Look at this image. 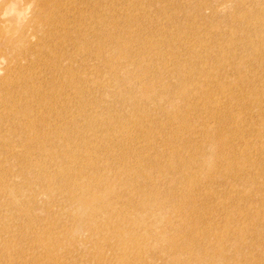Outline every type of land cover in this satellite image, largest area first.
<instances>
[{
	"label": "rangeland",
	"instance_id": "obj_1",
	"mask_svg": "<svg viewBox=\"0 0 264 264\" xmlns=\"http://www.w3.org/2000/svg\"><path fill=\"white\" fill-rule=\"evenodd\" d=\"M36 1L0 0V20L6 24L7 34L13 38L16 37L17 40L20 37L30 49V52H21L16 60L13 59V55L0 58V75L12 69L15 71L14 76H17L11 98L18 105L17 108H13L12 100L0 102V148L5 157L0 156V165L3 163L11 164L10 168L7 166L1 167L0 185L10 179L9 182L14 183L16 186L27 181L28 188H35V192L38 189L35 179L24 181V178L18 172L15 158H12L13 156L9 154L10 149L16 145V143L11 142V139H8L10 138L9 132L11 129L16 128V131L19 130L22 135H25V140L21 141L22 145L17 148L18 152L23 154V160L29 158L32 161L50 164L38 148L42 144L45 150L51 149L46 145L49 138H54V144L56 142L62 143L63 140L61 139H65V141L69 139L68 141L74 144L81 143L82 136L80 133L87 129L90 123V120H84L83 118L90 115L102 116L105 109L101 103L109 105L108 108L113 113L121 115L122 111L125 112L126 109L123 106L116 105L113 102L114 97L112 96L117 93V90L118 92H125L129 86L142 85L139 81L142 65L135 60L136 54L144 56L151 68L148 77L145 78L147 80L146 84L143 80L145 85H151L155 82L150 78L155 76L161 67L170 70L171 74H168L170 79L167 75L166 79L169 82L175 81L174 84L172 82L170 84L176 85L178 80L172 74V69L174 66L179 65L180 68H185L186 80L190 77L200 86L199 82H201L203 76L197 72L193 75L189 74L190 71L185 65L188 66L189 63L191 66L200 67L205 64L210 67L213 64H221V67L214 69V78L208 79L205 83H212L211 88L219 84L221 90L227 91L230 89L235 93L243 92L242 88L248 90L252 86L257 87L258 91L264 90V83L261 82L264 79V58L262 55L254 54L252 46V43H256L258 39L260 42L264 35V0H243V12H231L236 7L237 0H174L176 5L173 0H155L160 5V12H157L153 6L147 8L144 6L145 2H152L153 0H57L60 11L66 12L67 15L66 22L61 24L65 35L59 37L48 34L46 39L38 38L42 34V29L40 26L35 28L32 21V12L36 10V6H34ZM94 2H96V6H94ZM179 5L183 6L188 12L177 11L176 8ZM81 8L85 12L86 10L90 12L96 8L97 12L92 13L100 15L103 26L106 22L105 29L110 28L111 35L106 37V41L109 43L103 49L107 59L110 58V66L117 67L116 78L120 85L116 90H112V76L106 73L99 74L95 83L88 85L92 68L99 62L91 52L82 51V53H78L77 50L75 41L77 32L80 36L85 35L86 32L85 29H79L78 26L72 28L77 17L84 13L80 12ZM188 17L192 20L190 21ZM235 17H238L237 20H234ZM87 19L90 22L92 21L90 16H87ZM223 19L226 20L223 21ZM226 21H228L227 24ZM12 23L13 25H11ZM189 23L194 24L193 26L197 30L192 31L188 27H184ZM236 27L239 29L237 30ZM69 30L77 32L71 36ZM236 30L243 35L242 41H232L231 36L236 33ZM89 33L91 34L89 36L94 39L93 32L89 31ZM174 33L177 35L190 33L191 36L184 43L172 44V47L167 43L168 38ZM185 34L182 36H185ZM245 35H247V38ZM203 39L206 40V46L199 47L200 41ZM17 40L15 43L19 42ZM43 42L48 43L50 48L41 47ZM90 45L92 49L97 47L96 41H93ZM213 45H219L224 53L230 51L227 60L220 59L211 53ZM118 48L127 51L130 58L123 54L118 55ZM193 48L198 49L202 60L190 55ZM106 49L110 51H106ZM259 51L264 52V43ZM13 52L10 49L8 53ZM63 53L70 55L67 59H62L61 55ZM124 58L133 61L131 70H126L127 61ZM44 59L49 60L45 62L44 66L38 64L35 72L30 74V70L26 68L27 63L31 61L39 62ZM53 64H58L61 67L58 69L52 68ZM238 64H240V68ZM66 68L69 70L68 75L63 77L60 86L55 88L51 85L50 79L53 76L57 78L62 75V69ZM238 70L244 77H248L242 81L240 87L235 85V80L240 76L237 75ZM170 75H173L174 78ZM72 76L78 77L80 82L70 84L69 80ZM23 77L24 79H22ZM201 83L204 84V82ZM251 84L253 85L251 86ZM23 85L36 89L22 93L17 89L23 90L21 88ZM77 85H80L81 89L79 96L74 94ZM246 85L251 87L246 88ZM244 92L248 93L250 91ZM1 93L3 98L6 92L3 90ZM255 95V93L245 94V102L254 103V106L245 104V109L239 105L237 106L233 101L225 100V96H222L215 98L227 101V108H222L223 110L220 113L211 111L208 108H198L193 109L192 112L190 111L187 122L193 127L194 133L190 130L186 132L185 137H190V140L186 143L194 149L207 148V152L211 155L214 153L213 149H216L215 146L219 145L218 142L222 139L216 134L219 139L214 137L216 141L209 143L204 137L209 135V132L214 135L217 127L221 124L225 139L221 143L224 159H230L219 164L218 170L213 172V176H202L198 181L200 184L192 186L191 190L190 187L185 190L186 186L183 185L182 180L177 179V169L171 172L175 167L182 165L181 162L172 165L169 163L173 153L172 146L176 144L169 143L162 146L161 140L157 139V142L155 141L156 145L150 146L151 148H146L143 145L146 152L143 151L148 155L146 157H142L139 153H134L135 155L128 157L129 154L123 149L122 153L125 155L124 158L127 157V161L121 166L127 165L128 168L133 170H143V167L149 166L147 162L155 155L167 169V180H165L167 184L164 181L165 185L170 184L174 187L172 192L175 196H172L167 202L166 215L162 213V216L158 217L156 212L154 215L155 220L149 214L145 220L143 228L146 229V223L151 221V232L150 235L142 233L148 249L139 257L138 264H170L171 257L169 255L172 251L163 242V240L167 241L170 235L177 239L179 247L183 246V249L189 247L192 250L190 255L185 251L180 254L181 258L189 260V264H264V153H261L258 149L255 138V131L260 128L264 141V128H262V124H264V96L261 100H257ZM203 97L213 98L206 94L201 96L200 99ZM192 100L194 103V97ZM32 102H38V105L31 106ZM161 102V100H158L150 104L151 109L156 110L153 111L154 114L155 112L159 114L158 108ZM26 103L32 109L29 113L27 112ZM129 105L131 106V104H128V108ZM170 106L168 102L164 104L165 109ZM226 109L229 110L228 115L230 113V116L238 115V122L241 125L230 121L229 118L221 120ZM260 109L263 111L259 112ZM150 116L153 117V114H150ZM204 127L207 130L209 129L206 134ZM67 129L70 132L63 134ZM92 132L93 135L87 134L85 140L100 138L97 128ZM158 134L160 133L156 131V135ZM142 142L137 146H141ZM180 144H184V142L182 141ZM116 146L119 147V145ZM60 147L65 148L64 145ZM181 148L187 149L188 146H181ZM65 150L67 151V149ZM110 158H107V160L109 161ZM116 158L120 159L119 156H116L114 160H117ZM130 158L134 161L128 160ZM236 163L240 165V172H235L233 169L223 172L222 165L225 164L229 168H234ZM149 172L150 170L147 171V173ZM124 177L132 180L126 175ZM209 178L212 181H208ZM207 186L211 188L210 194L204 193L202 195V193L197 192V190L205 189ZM162 190L161 192L164 193V190ZM192 193L196 196L193 197ZM33 198L35 200L30 212L22 215L20 201L15 200L9 203L7 196H0L1 211L7 213L6 210L9 208L8 212L13 216L11 226L4 232L0 231V241L5 239L10 245V243L18 240L16 244L10 245L8 255L0 256V264H7L9 260L11 264H53L46 251L42 252L32 246L33 243L38 245V240L36 243L33 238L36 239L37 235L44 237L50 232L62 236L65 231L64 225L67 224L66 227H68L69 223L64 221L59 224L62 225L61 227L59 225L54 228L48 227L50 220H47L45 213L55 216L61 212V209L55 207V205H50L49 210L46 211L47 207L41 206L44 200L41 193H33ZM66 208L67 204L62 210ZM7 215H4L3 222L6 221ZM15 218L18 219L16 223L14 222ZM24 223H27V226H24ZM187 228L192 231L189 245H186L185 241L180 238L183 232L187 234L185 231ZM141 229L140 226L138 232H141ZM178 230H180V233L176 234L175 232ZM15 235L20 236L15 237ZM87 235L85 231H80L71 234L68 240L63 237L61 247L51 250L55 253V264H102L104 260L106 263L118 264V258H116L118 254L116 250L111 251L110 248L102 255L104 260L101 261L100 257L89 259L88 244L83 242L84 237ZM220 243L223 244L222 251L216 252L213 246ZM137 250H139V247ZM136 251L133 249L129 252L131 257H138Z\"/></svg>",
	"mask_w": 264,
	"mask_h": 264
},
{
	"label": "bare ground",
	"instance_id": "obj_2",
	"mask_svg": "<svg viewBox=\"0 0 264 264\" xmlns=\"http://www.w3.org/2000/svg\"><path fill=\"white\" fill-rule=\"evenodd\" d=\"M173 3L176 5L174 0ZM242 4L243 0H237L236 7L231 10V12H243ZM34 6H36V10H34L35 12H32L34 27L37 28L40 26L42 29V34L38 38L46 39L48 34L59 37L65 35V31L61 28V24L66 22L67 15L66 12L60 11L57 0H37ZM94 6H96V2H94ZM144 6L146 8L153 6L157 12L161 11L160 5L157 4L155 0L152 2H145ZM162 7L164 6L162 5ZM95 9L90 12L86 10V12H88L86 13L83 8H81L80 12L84 13L79 15L73 23L72 28L78 26L79 29L86 30L84 33L85 35L83 36H80L76 31L77 38L75 41L77 43V50L79 51L78 53H82V51L87 53L91 52V54H93L99 62L94 68H92L91 77L88 78V85H93L99 74L106 73L109 76H112V90H116V88L120 85V82L116 78L117 67L110 66V58L107 59L103 49L104 46L109 43L106 41V37L111 35V31L109 30L110 28H104L106 22L104 21L105 23L103 26V22L100 21V15L98 13H92L97 12ZM176 9L182 13L187 11L180 5ZM87 16L92 18L91 22L87 19ZM237 18L238 17H235L234 20H237ZM224 20L226 19H223V21ZM178 21L177 23L180 22ZM227 22L228 21H226V24ZM5 25L6 24L0 20V58L13 55V59L16 60L21 52H30V49L24 44V41L20 37L18 38L19 40H17L16 37L13 38L11 35L7 34V27ZM11 25H13V23ZM178 25L179 24H177V26ZM193 25L189 23L184 27H188L192 31L197 30ZM237 30L236 33L231 36L232 41H242L243 35L239 34V31ZM89 31L93 32L92 35H94V39L89 36L91 35ZM69 32L71 36L76 34V32L72 30H69ZM184 34H172L170 38H168L167 44L172 46V44L176 45L177 43H184L191 36L190 33L182 36ZM245 36L247 38V35ZM16 40L19 42L15 43ZM258 40L256 43H252L254 54H258L259 56L262 55L264 58V52L259 51L264 43V35L263 38L260 39V42ZM93 41H96L97 47L95 49H92V46L90 45ZM204 45L206 46L205 39L200 41L199 47ZM41 47L49 49L50 45L43 42ZM172 47L170 48L172 49ZM10 49L14 51L11 54L8 53ZM106 51L110 50L106 49ZM117 51L118 55L123 54L129 57L128 52L124 49L118 48ZM229 52L230 51L224 53L219 45H213L211 50V53L214 56H218L223 60H227ZM69 55L70 54L63 53L61 58L67 59ZM190 55L198 60H202L199 56L200 53H198V49L196 48L191 49ZM129 58H124L127 61V71L131 70L133 67V61ZM134 58L142 65V72L139 80L142 85L137 86V84H134L129 86L125 92H118L117 90V93L112 96L114 97L113 102H115L116 105L119 104L123 106L126 111H122L121 115L113 113L111 112V109L108 108L109 105L101 103L102 107L105 109L102 116L99 117V115H90L87 118H83L84 120H90V123L89 127L80 133L82 136L81 143L74 144L70 143L68 141L69 139H67V141H65V139H61L63 140L62 143L56 142L54 144V138H49L46 145L51 147V149L45 150L42 144L38 146V148L41 150L42 156L49 160L50 164H44L40 161H32L29 158L23 160V154L19 153L17 148L22 145L21 141L25 140V135H22L19 130L16 131V128L11 129L9 132L10 138L8 139H11V142L16 143V145L10 149L9 154L10 156H13L12 158H15L16 166H18V172L24 178V181L36 180V187H38L36 190L38 193H41L44 198L41 206L47 207L46 211L49 210L50 205H55V207L61 209V212L57 213L55 216H51V214H47V212L45 213L47 220H50L48 227L54 228L64 221L69 223L68 227H66L67 224L64 225L65 231L62 236L50 232V234H47L44 237L37 235L36 239L33 238V241L36 240V243L38 240L37 244L39 246L34 243L32 246L38 248L42 252L46 251L47 255L51 257L50 260L53 264L56 263L55 253L51 250L61 247L60 245L63 237L68 240V237H70L71 234L80 231H85L88 234L84 237L83 242L88 244L89 259H96L100 257L101 261L104 260L102 255L110 248L111 251L116 250L118 254V256H116V258H118V264H138L139 257H141L148 249L146 242H144V236L142 233L144 232L150 235L151 232V221L146 223V229L143 228L145 220L148 218V214L155 220L154 215L156 212L158 213V217H161L162 213L166 215L167 202L172 198V196H175L172 192L174 187L170 184L168 186L165 185V180H167V169L155 155H153L154 157L147 162L149 166L143 167V170H133L128 168L127 165L121 166L125 161H127V157L124 158L125 155L122 153L123 149L129 154L128 157H132V155H135L134 153H139L142 157H146L148 155L145 154L146 150H144L145 148L143 145L146 148H151L150 146L156 145L155 141L157 142V139L161 140L162 146L169 143L176 144L172 146L173 153L169 163L172 165L173 163L181 162L182 165L175 167L171 172L177 169V179L179 181L182 180L183 185L186 186L185 190H188V187H190L191 190L192 186L200 184L198 181H200L202 176H213V172L218 170L219 164L227 162L230 159H224L221 143H223L225 139L222 134L223 126L221 124L217 127L214 135L209 132V135L204 137L209 143L216 141L214 140L216 134H218V136L222 139L218 142L219 145L217 144L215 146L216 149H213L214 153L211 155L207 152V148L194 149L186 143L190 140V137H185L186 132L190 130L194 133L193 127L187 122L190 111L192 112L193 109L196 110L198 108H208L211 111H218L220 113L221 110H223L222 108H227V101L215 98L222 96H225V100L233 101L237 106L239 105L241 108L245 109V104L254 106V103L252 102H245V94L248 95L249 93H255L257 100H261L264 96V90L261 89L258 91L257 87L252 86L253 84H251L252 88H249L251 87L249 86V83L248 86L246 85V88H249L248 90L242 88L241 90H243V92L237 93L230 89L227 91L221 90L219 84L214 85V88H211L212 83L205 84L208 79L214 78V69L221 67V64H213L210 67H207L205 64L200 67L191 66L189 63L188 66L185 65V67L191 72H189V74L193 75L197 72L199 75L203 76L201 82H204V84L199 82L201 84L200 86L190 77L186 80L185 68H180L179 65L174 66L175 64L173 65L172 74L178 80L176 85H173L175 81H171L173 83L172 85L170 84L171 82L167 81L166 78L168 74H171V72L165 67H161L158 71L155 69L157 73L155 76H151L150 78L155 80V82L152 84L150 81L151 85H145L147 81L145 78L148 77L149 72L151 71L149 63L147 64V61L141 54H136ZM47 60L49 59H44L39 62H28L26 68L30 70V74H33L38 64L44 66ZM239 65L240 64H238V67ZM51 67L58 69L61 66L53 64ZM153 67L155 68L154 65ZM62 73L63 74L59 77L56 78L53 76L50 79L51 85L55 88L60 86L61 79L68 75L69 70L67 68L62 69ZM14 75L15 71L12 69L7 70L3 75H0V92H3V90L6 92V95L3 98L2 93L0 94V102L12 100L11 92L15 88L17 79V76ZM173 75L170 76L173 77ZM237 75L240 76L235 80V85L236 87H240L242 81L246 80L248 77H244L240 70H238ZM22 79H24V77ZM168 79H170V77ZM143 80L145 81V84H143ZM79 82L80 79L76 76H72L71 80H69L70 84H77ZM261 82L264 83V79H262ZM21 88L23 90L16 89L20 90L22 93L36 89L24 85L21 86ZM244 91L250 92L247 93ZM80 93V85H77L74 94L75 96H79ZM206 94L213 98L203 97L200 99L201 96ZM193 97L194 103L192 100ZM158 100L162 101L158 108L159 114L158 112H155L154 114L153 111L156 110L151 109L150 104ZM166 102L171 105L168 109L164 108V104ZM128 104H131V106L129 105V108ZM30 105L37 106L38 102H32ZM12 106L13 108L18 107L17 103L13 100ZM26 107L27 112H31L32 109L27 103ZM248 109L250 110V108ZM228 111L227 109L225 110L221 120L223 121V118H229L230 121H234L238 125H241L238 122V115L230 116L231 113L228 115ZM261 111L263 110L260 109L259 112ZM150 114H153V117H151ZM96 128L100 138L97 140H85L87 138V134L90 133L93 135L92 131ZM262 128H264V124H262ZM203 129H205V134L209 131V129L207 130L205 127ZM257 130L258 131H255V138L258 144V149L261 153H264L262 132L260 128H257ZM156 131L160 134L156 135ZM69 132L70 131L67 129L63 132V134ZM182 141L184 144H180ZM140 142H142V145L138 147L137 144ZM61 145H64L65 148H61ZM116 145H119V147ZM159 146L161 147V145ZM181 146H188V148L184 149L181 148ZM65 149H67V151ZM0 156L5 158L1 148ZM116 156H119L120 159L116 158L117 160H114ZM109 157L111 158L108 161L107 158ZM128 160L134 161L132 158ZM2 166L10 168L11 164L3 163L0 165V169ZM222 166L224 170L223 172H226L229 169H233L235 172H240V165L237 163L234 168H229L225 164ZM148 170H150L149 173H147ZM242 173L241 175H243ZM124 175L128 176L132 180L125 178ZM9 180L10 179L0 185V196H7L9 203L15 200L20 201V209L22 211L21 214L24 215V213H29L35 200L33 198V193H37L35 192V188H28L27 181L24 184L16 186L14 183L9 182ZM208 181H212V179L209 178ZM211 184L213 183L211 182ZM162 189L164 190V193L161 192ZM210 189L211 188L207 186V188L202 190L199 189L197 192L199 194L202 193V195H204V193L210 194ZM194 195L195 194H193V197ZM66 204L67 208L62 210ZM8 211L9 208L6 210L7 213L4 212V214L0 208V231L3 232L11 226L13 221V216ZM4 215H7L5 222H3L5 218ZM17 220L18 219L15 218L14 222L16 223ZM24 226H27V223H24ZM59 226L61 227L62 225ZM140 226L142 229L141 232H138ZM185 231L187 234L183 232L180 238L185 241L186 245H189L192 238V231L188 228L185 229ZM175 233H180V230ZM17 236L20 235H15V237ZM17 241L18 240L10 243V245L16 244ZM163 242L172 251L171 255H169L171 257L170 264L190 263L189 260L180 257L182 251L188 252L189 255L191 254L192 250L189 247H186V249H183V246L179 247L178 241L173 235H170L169 239L167 241L163 240ZM10 245L9 242L5 241V239L0 241V256L4 257L8 255V251L11 247ZM138 247L139 250H137ZM222 248V243L213 246V249L216 250V252L222 251ZM133 249L135 251L137 250L136 252L138 253V257H131L129 254V252ZM104 263H106L105 260L102 264ZM7 264H11V261L9 260Z\"/></svg>",
	"mask_w": 264,
	"mask_h": 264
}]
</instances>
